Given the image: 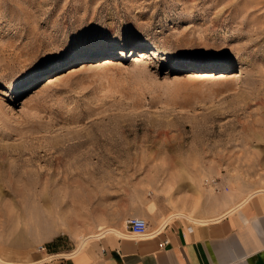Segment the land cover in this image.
<instances>
[{"label": "rangeland", "instance_id": "rangeland-1", "mask_svg": "<svg viewBox=\"0 0 264 264\" xmlns=\"http://www.w3.org/2000/svg\"><path fill=\"white\" fill-rule=\"evenodd\" d=\"M262 197L264 0H0V258Z\"/></svg>", "mask_w": 264, "mask_h": 264}, {"label": "crops", "instance_id": "crops-1", "mask_svg": "<svg viewBox=\"0 0 264 264\" xmlns=\"http://www.w3.org/2000/svg\"><path fill=\"white\" fill-rule=\"evenodd\" d=\"M228 213L195 225L178 218L154 227L146 220L145 236L118 226L77 253L35 256L28 264H264V197ZM118 217L142 215L128 210Z\"/></svg>", "mask_w": 264, "mask_h": 264}, {"label": "built area", "instance_id": "built-area-1", "mask_svg": "<svg viewBox=\"0 0 264 264\" xmlns=\"http://www.w3.org/2000/svg\"><path fill=\"white\" fill-rule=\"evenodd\" d=\"M206 185L216 186L214 179L205 180ZM125 228L134 236H145L147 234L148 222L142 217H129L124 222Z\"/></svg>", "mask_w": 264, "mask_h": 264}, {"label": "bare ground", "instance_id": "bare-ground-1", "mask_svg": "<svg viewBox=\"0 0 264 264\" xmlns=\"http://www.w3.org/2000/svg\"><path fill=\"white\" fill-rule=\"evenodd\" d=\"M236 82H237V80H236ZM230 93V92H229ZM202 104H204V102L202 103ZM205 104H207L206 102H205ZM204 106V105H203ZM201 107V106H200ZM224 115V114H223ZM37 117V116H36ZM36 117H34V118H36ZM225 118V117H224ZM4 128V127H3ZM33 152H35V151H33ZM33 154V153H32Z\"/></svg>", "mask_w": 264, "mask_h": 264}]
</instances>
